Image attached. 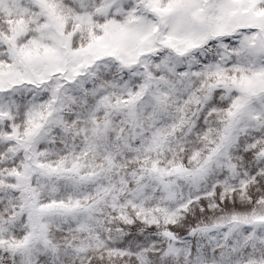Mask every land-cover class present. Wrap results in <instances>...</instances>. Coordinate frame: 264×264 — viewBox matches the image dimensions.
Here are the masks:
<instances>
[{
  "label": "snow or ice",
  "instance_id": "1",
  "mask_svg": "<svg viewBox=\"0 0 264 264\" xmlns=\"http://www.w3.org/2000/svg\"><path fill=\"white\" fill-rule=\"evenodd\" d=\"M0 264H264V0H0Z\"/></svg>",
  "mask_w": 264,
  "mask_h": 264
}]
</instances>
